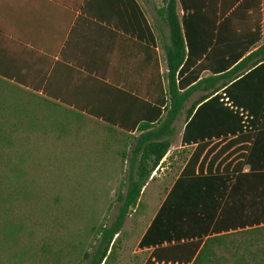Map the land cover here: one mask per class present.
I'll return each instance as SVG.
<instances>
[{
  "label": "trees",
  "instance_id": "trees-1",
  "mask_svg": "<svg viewBox=\"0 0 264 264\" xmlns=\"http://www.w3.org/2000/svg\"><path fill=\"white\" fill-rule=\"evenodd\" d=\"M102 1L105 6H116L126 20H136L145 27L134 0ZM161 3L157 13L169 33L166 74L160 76L157 71L150 79L149 90L114 95L120 101L140 104L133 124H114L101 111L67 108L48 94L38 95L0 77V141H8L10 134L19 131L50 133L61 140L80 136L90 142L99 136L102 151L127 163L125 182L120 186L125 190L120 189L116 196V215L109 225L93 230L94 242L82 252L78 264L117 261L121 230L130 212L140 205L143 187L161 167L176 132L175 122L183 114L188 119L198 106L184 129L185 143L190 142V126L198 116L218 117L228 125L224 133H238L229 146L253 142L264 126L258 123L264 119V93L248 101L241 94L248 78L264 70V45L252 51L264 35V0ZM178 3L184 13L191 12L182 22L176 16ZM203 72L210 76L202 78ZM259 79L264 83V73ZM197 93L190 108L185 109ZM243 127L248 130L241 135ZM134 131L140 134L129 135ZM213 134L219 135L200 131L191 141L199 142ZM198 158L197 153L188 160L138 243L140 250L152 249L142 264H264V167L254 165L255 153L251 152L241 154L231 171V165H226L221 173L195 176L193 168ZM244 166L249 167L246 173H242ZM8 188V180H1L0 253L15 254L24 242L17 236L13 215L6 211L7 203L18 196L17 190ZM43 252L42 264H66L49 249ZM14 257L21 263V255ZM0 264L12 261L4 263L0 259Z\"/></svg>",
  "mask_w": 264,
  "mask_h": 264
},
{
  "label": "crops",
  "instance_id": "crops-1",
  "mask_svg": "<svg viewBox=\"0 0 264 264\" xmlns=\"http://www.w3.org/2000/svg\"><path fill=\"white\" fill-rule=\"evenodd\" d=\"M134 1L145 19V27L136 20H126L116 6H105L102 0H92L90 5L85 4L87 0H0V77L38 95L48 94L67 108L101 111L114 124L135 123L140 104L134 100L120 101L114 95L119 91L134 94L137 90H149L150 79L157 71L160 76L166 74L169 33L157 13L163 6L161 0ZM190 14L177 4L176 16L180 22ZM263 37L252 51L264 45ZM263 73L261 70L248 78L241 92L244 101L256 100L264 93V83L259 79ZM207 76L209 72L201 74L202 78ZM198 94L190 98L185 109L190 108ZM191 117L186 119L183 114L176 120V132L160 162L162 165L141 191L140 202L152 183L160 190L148 196L147 202L158 204V208L141 238L195 154H199L193 168L195 176L221 173L226 165H231V171L237 167L241 154L251 152L255 153L254 165L264 167V126L256 130L253 142L241 141L229 146L238 133H224L228 125L218 117L198 116L190 126V142L185 143L183 133ZM258 123H264V119ZM245 130L248 129L243 127L241 135ZM200 131L219 135H205L202 141H191ZM139 134L129 133L134 137ZM132 146L128 147L129 152ZM248 169L244 166L242 173ZM155 198L157 201H152ZM151 250L140 251H146L148 257Z\"/></svg>",
  "mask_w": 264,
  "mask_h": 264
},
{
  "label": "rangeland",
  "instance_id": "rangeland-1",
  "mask_svg": "<svg viewBox=\"0 0 264 264\" xmlns=\"http://www.w3.org/2000/svg\"><path fill=\"white\" fill-rule=\"evenodd\" d=\"M86 139L61 140L50 133L19 131L0 141L4 154L0 155V181L8 180V189L18 192L6 211L13 215L17 236L24 242L15 254L2 250V262L42 264L43 250L49 249L66 264H78L82 252L94 242L93 230L110 224L127 163L102 151L101 137ZM155 185H149L138 208L130 212L114 264H142L146 259L147 252L140 251L138 243L158 208L147 202L148 196L160 191ZM11 255H21V263Z\"/></svg>",
  "mask_w": 264,
  "mask_h": 264
}]
</instances>
